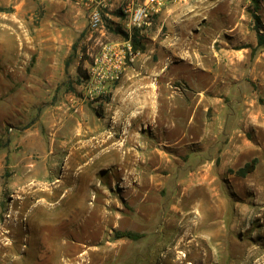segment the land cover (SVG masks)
I'll list each match as a JSON object with an SVG mask.
<instances>
[{
    "label": "rangeland",
    "instance_id": "1",
    "mask_svg": "<svg viewBox=\"0 0 264 264\" xmlns=\"http://www.w3.org/2000/svg\"><path fill=\"white\" fill-rule=\"evenodd\" d=\"M248 2L240 27L224 31L232 47L247 46L245 66H211L218 59L212 49L220 44L214 39L226 22L184 43L206 52L209 67L179 70L184 93L192 78L198 90L212 86L226 94L231 113L238 112L234 100L241 99L240 118H226V124L242 127L247 143L241 158L230 160L222 139L216 144L203 139L212 117L202 102L195 113L181 108L165 116L163 111L159 124L178 131L154 133L152 126L132 128L125 122V108L120 111L110 93L84 94L90 76L78 66L85 61L81 49L88 19L72 1L0 0V264H264V48L257 41L258 34L264 36V0ZM106 37L125 39L113 29ZM83 122L118 140L148 138L147 168L155 180L143 189L148 172L135 161L137 140L126 176L113 180L109 167L100 168L97 160L91 167L101 172L102 187H88L86 193L73 189L84 184H73L84 171L73 149L77 135L69 138L71 149L62 142ZM159 152L168 170L153 161ZM38 163L47 166L39 169ZM203 174L214 191L182 195L185 185L198 184L191 176ZM93 179L100 185L97 176ZM74 198L82 199V206L87 199L90 211L72 210ZM96 205L106 216L97 226Z\"/></svg>",
    "mask_w": 264,
    "mask_h": 264
},
{
    "label": "crops",
    "instance_id": "2",
    "mask_svg": "<svg viewBox=\"0 0 264 264\" xmlns=\"http://www.w3.org/2000/svg\"><path fill=\"white\" fill-rule=\"evenodd\" d=\"M248 1L249 0H186L167 7L159 16L154 30L149 32V35L145 39V43L140 46V50L136 56L133 60L128 61L124 69V77L119 82L112 83L110 81H105L103 83L102 88L106 93H110V95L118 101V109L123 111L125 108V116L127 118L125 122L128 120L127 122L132 128L136 125L142 127L141 123H143L147 127L152 126L153 128H149V130L151 129L154 133H173L174 131H178V129L174 130L176 126L174 128L173 125L168 123L161 125L157 117L161 116L163 111H166L165 116L170 112H172L173 115V111L181 108L187 110L193 109L195 113V111L199 109V102H202V107H204L206 111L210 110L212 117V126L208 129L210 134L209 136L206 134V137L203 139H208L207 142L214 144L219 143L222 139L224 157L230 160L241 158L243 155V148L247 143L245 132L240 126L231 127V125L226 124V118H228L227 122H229L231 118H240L241 99L234 100L238 103V112L236 114L231 113V105L224 103L227 97L226 94L221 96L212 86L198 90L195 82H189L192 81V78L187 79L191 89L186 88L188 93H184L182 86H180V84H182L181 78L183 77L179 70L207 69V67H209L206 52L201 50L194 51V48L191 46H184V43H191L193 39L192 35L206 37L209 34V30L213 28H224L226 22H229L227 28L214 39V42L219 41L220 44H218V50L215 49V47L212 49V52L216 54L218 59L214 60L211 66L222 69L245 66L247 46L241 45L238 49L232 47L230 44L231 38L226 36L224 31H227V29L230 30L232 27L234 29L240 27V18L246 17L247 14L246 7L249 5ZM232 22H234L233 25H231ZM163 29L165 30L164 34L166 36L164 39L161 38L160 42L158 41L157 44V38ZM226 37L227 39H224ZM234 41H237V37ZM255 47L256 46H254V49ZM203 48H207V45H204ZM197 57H201V59L198 60ZM151 58H158V61L155 62L151 60ZM82 67L88 69L91 80L90 64L83 61ZM229 76L228 74L227 77ZM90 90L92 89L89 84L85 88L84 94H90ZM243 114L244 111H242V115ZM192 117L193 115L191 118ZM142 118L146 120L140 122ZM191 120L193 121V119H190L186 124L187 129L191 126ZM131 130V128L128 130L126 128L125 131L128 133L134 132L135 134V131H133L135 129ZM138 131H141V129ZM72 135H74L73 137L77 135L78 140L73 149H76L80 153L79 158L82 160V165H84L83 174L79 176L80 178L73 180V184L74 182L80 184L81 180L84 184L78 185L77 187L74 186L73 189L77 190V188L82 187L85 188L83 192L85 190L84 193H86L88 187H102L101 172H97V169H92L91 167L97 160L101 161L99 164L100 168L103 167V165L109 167L108 170L113 180L114 177L119 175L121 177L126 176L128 174L127 170H130L133 165V161H131L133 155L130 149L132 150L137 140L139 142L137 148L140 149V153L134 155L136 163L140 164L144 170L147 168V165L150 164L147 163V156L150 154L147 149L150 147V143L148 138L144 136L141 139H136L133 135L125 140H118L116 134L108 137L105 131L100 127L92 129L91 127H87L83 122L79 123L77 130L69 133L68 139L62 142L70 149L72 146L67 145V143L68 141L72 143L73 140H69ZM173 144H176V142H173ZM159 153H161L159 159L152 158L153 161L161 165L165 164L166 160L162 158L163 152ZM103 157L105 158L104 160ZM45 165V163H38L37 168L43 169ZM165 167L164 170L169 169L167 168V164H165ZM146 171L148 173H144L145 178L142 183L143 189L148 185L150 180L155 179V177L151 176L152 173H150L151 171L149 168H147ZM83 175L84 179L81 178ZM95 176L98 177L100 185H94L93 178ZM195 179L198 184L189 183V185H185V189H182V195L185 196L190 191L196 192L200 188L201 190L214 191V189L211 188L212 184H210L207 174L191 176L193 182ZM182 185L183 183L180 184V186ZM86 200L85 206H82L81 203L83 200L80 199L79 201H75L74 198L72 204H70L73 208L72 210H79L80 212L90 211L88 208L89 206H86ZM174 210L180 212L182 209L174 206ZM93 212V223H96L97 226V223L100 224L106 216L100 211L98 205H96Z\"/></svg>",
    "mask_w": 264,
    "mask_h": 264
},
{
    "label": "built area",
    "instance_id": "3",
    "mask_svg": "<svg viewBox=\"0 0 264 264\" xmlns=\"http://www.w3.org/2000/svg\"><path fill=\"white\" fill-rule=\"evenodd\" d=\"M87 14L88 27L83 40L85 62L91 66L90 94H106L105 81L117 82L162 12L186 0H70ZM125 36L119 42L107 41V30ZM139 47L135 48L134 42ZM90 79V78H89Z\"/></svg>",
    "mask_w": 264,
    "mask_h": 264
},
{
    "label": "trees",
    "instance_id": "4",
    "mask_svg": "<svg viewBox=\"0 0 264 264\" xmlns=\"http://www.w3.org/2000/svg\"><path fill=\"white\" fill-rule=\"evenodd\" d=\"M257 41H258V46L264 48V36H263L262 34H258V36H257ZM139 44H140V43H139L138 41H135V42H134V46H135V48L139 47V46H140ZM83 58H84V56H83ZM84 60H85V58H84ZM80 70H82V62H81L80 65L78 66V72H79ZM0 146H1V144H0ZM243 175H245V171L243 172ZM126 235H127V234H126ZM123 236H125V234H124Z\"/></svg>",
    "mask_w": 264,
    "mask_h": 264
},
{
    "label": "bare ground",
    "instance_id": "5",
    "mask_svg": "<svg viewBox=\"0 0 264 264\" xmlns=\"http://www.w3.org/2000/svg\"><path fill=\"white\" fill-rule=\"evenodd\" d=\"M79 137V136H78ZM90 152V151H89ZM95 152V151H94ZM92 153V152H91ZM155 180V179H154ZM174 209V208H173ZM176 211V210H175ZM191 214V213H190ZM185 217V216H184ZM190 221V220H189ZM190 244V243H189ZM178 249V248H177ZM175 250V249H174ZM177 252V251H176ZM179 254H181V253H179ZM182 256H183V258L182 259H184V257H185V255H184V253H182ZM178 257V256H177Z\"/></svg>",
    "mask_w": 264,
    "mask_h": 264
}]
</instances>
